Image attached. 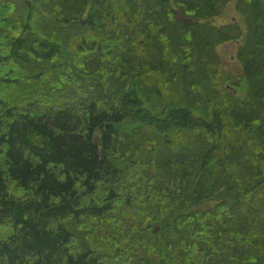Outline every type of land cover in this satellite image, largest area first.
<instances>
[{
	"label": "trees",
	"instance_id": "trees-1",
	"mask_svg": "<svg viewBox=\"0 0 264 264\" xmlns=\"http://www.w3.org/2000/svg\"><path fill=\"white\" fill-rule=\"evenodd\" d=\"M19 1L0 0V264H264V0Z\"/></svg>",
	"mask_w": 264,
	"mask_h": 264
},
{
	"label": "rangeland",
	"instance_id": "rangeland-1",
	"mask_svg": "<svg viewBox=\"0 0 264 264\" xmlns=\"http://www.w3.org/2000/svg\"><path fill=\"white\" fill-rule=\"evenodd\" d=\"M18 7H20V1L19 0H13ZM230 22H239V17L237 13L234 11L233 6H230L226 13V17L220 20H216L214 23L215 25H222V24H228ZM238 49V43L237 42H228L225 44H222L217 48L218 54L222 61V66L224 71L227 73L237 76L241 73L242 68L239 64V62L236 59V52Z\"/></svg>",
	"mask_w": 264,
	"mask_h": 264
},
{
	"label": "water",
	"instance_id": "water-1",
	"mask_svg": "<svg viewBox=\"0 0 264 264\" xmlns=\"http://www.w3.org/2000/svg\"><path fill=\"white\" fill-rule=\"evenodd\" d=\"M176 16V20L179 22V23H182V24H188V23H190L191 22V19H189V18H187V17H185L184 15H183V13H182V11H181V9H178L177 11H176V14H175Z\"/></svg>",
	"mask_w": 264,
	"mask_h": 264
},
{
	"label": "bare ground",
	"instance_id": "bare-ground-1",
	"mask_svg": "<svg viewBox=\"0 0 264 264\" xmlns=\"http://www.w3.org/2000/svg\"><path fill=\"white\" fill-rule=\"evenodd\" d=\"M218 48V47H217ZM217 48H216V51H217ZM217 53H218V51H217Z\"/></svg>",
	"mask_w": 264,
	"mask_h": 264
}]
</instances>
